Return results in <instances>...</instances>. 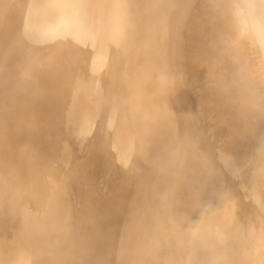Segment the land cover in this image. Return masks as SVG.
<instances>
[{
	"label": "bare ground",
	"instance_id": "obj_1",
	"mask_svg": "<svg viewBox=\"0 0 264 264\" xmlns=\"http://www.w3.org/2000/svg\"><path fill=\"white\" fill-rule=\"evenodd\" d=\"M198 3L264 112L259 0H0V264H264V162L224 142Z\"/></svg>",
	"mask_w": 264,
	"mask_h": 264
},
{
	"label": "rangeland",
	"instance_id": "obj_2",
	"mask_svg": "<svg viewBox=\"0 0 264 264\" xmlns=\"http://www.w3.org/2000/svg\"><path fill=\"white\" fill-rule=\"evenodd\" d=\"M224 2L229 13L237 0H224ZM235 9L238 8L235 7ZM191 28H194L193 33H195L192 42L202 48L205 65L209 63L213 66V74L211 73L212 75L208 77L206 84L212 87L213 92L214 90L221 92V110L224 109L227 117L231 116L230 136L225 138L224 142H231L238 148L240 144L250 146L264 162V112L261 109L260 111L251 109L252 96L248 90L237 83H232L227 79V74L224 75L228 72V67L231 69L232 57H229L228 53L219 55L212 47L209 39L213 28L206 20V15L199 3L192 14ZM251 50V46L247 44L242 52L249 54L248 58L256 63V56Z\"/></svg>",
	"mask_w": 264,
	"mask_h": 264
},
{
	"label": "clouds",
	"instance_id": "obj_3",
	"mask_svg": "<svg viewBox=\"0 0 264 264\" xmlns=\"http://www.w3.org/2000/svg\"><path fill=\"white\" fill-rule=\"evenodd\" d=\"M259 4L261 7H264V0H259ZM252 7H256V5H252ZM262 33H264V29H262Z\"/></svg>",
	"mask_w": 264,
	"mask_h": 264
}]
</instances>
